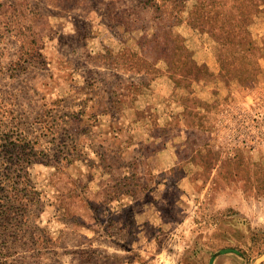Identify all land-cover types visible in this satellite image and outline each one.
<instances>
[{"label":"rangeland","instance_id":"obj_1","mask_svg":"<svg viewBox=\"0 0 264 264\" xmlns=\"http://www.w3.org/2000/svg\"><path fill=\"white\" fill-rule=\"evenodd\" d=\"M122 86L115 108L148 118L123 143L98 137ZM223 248L264 264V0H0V264H211Z\"/></svg>","mask_w":264,"mask_h":264},{"label":"crops","instance_id":"obj_2","mask_svg":"<svg viewBox=\"0 0 264 264\" xmlns=\"http://www.w3.org/2000/svg\"><path fill=\"white\" fill-rule=\"evenodd\" d=\"M196 83L197 82H194L193 85L194 84L196 85ZM115 90H117V91H115ZM126 91L127 90L124 89L123 86L119 87L118 89L116 87H113V89L111 90L110 93L108 91L106 97L100 98L99 102H101V103L105 102L107 104V102L109 100L108 104H111V110H107L108 114H106V115H101V114L99 115V117L104 118V119H100L99 120V122H98L99 124L103 120H104V122L108 121L109 124H108V128H106V126H104V125H103L104 128L99 126L98 130H100V131H98V137L105 138V137L108 136L109 139L110 140L113 139V141L114 140H118L117 138L121 137V142L123 143L128 138L127 130L124 127H126L129 124V122H134V121L142 122L144 117L148 120V118L146 116L137 113V111H135V109L128 108L129 109L128 110L129 113L128 112L126 113V111H124L122 109H116L115 108V106L117 105V106H120V108L125 109V107H129L132 104V102L128 103L129 98H132V97L130 95H128L126 93ZM192 97L194 98L195 96H192ZM105 99H106V101H105ZM135 101H137V98L134 99V102ZM133 108H137V105L135 103H134ZM131 110H133L132 115H128V114H131L130 113ZM116 112H118V113L116 114ZM220 115H216L215 116L214 123L220 118ZM192 122H193L192 127H194V128H199L200 127L199 123H202V132L203 133L206 132L208 134L209 140L212 138V133L214 135L213 125H210V127L206 126V125H203V124H205L207 122L206 114L203 113V114L195 116L194 120ZM196 122H198V123H196ZM103 130H105V131H103ZM196 131L199 132V130H196ZM194 146H195V143L190 142V147H194ZM196 151L197 150H195V149L194 150L193 149L190 150L191 153L192 152L195 153ZM253 152L254 151L247 152L246 156L253 160V157H252L253 156ZM157 153H159V151ZM164 168L166 170L167 169L171 170V169L181 168V165H180V163H177V164H172L171 166L164 167ZM249 169H253V165H250ZM122 170H124V167H123ZM251 180H254V179L251 177ZM207 182H211L212 185H214V186L220 184V187H226V188L231 186V185H241L240 184V180L238 178L231 179V178H226V177H218V178L215 179V177H212L211 179L209 178L207 180ZM251 185H253L252 182H251ZM170 192L177 193L174 190H171V191L168 190L166 193H170ZM121 196H125V195L123 194ZM178 200L179 199L177 198L176 201H178ZM226 249H228V248L221 249L223 252H220L217 256L213 257V260H212L211 264H216L217 260L219 258H223L222 256H229V257L231 256L230 258L232 260H234L237 264H244L243 258L240 257V255L235 254L234 252H227V251H225ZM232 256H234V257H232Z\"/></svg>","mask_w":264,"mask_h":264},{"label":"trees","instance_id":"obj_3","mask_svg":"<svg viewBox=\"0 0 264 264\" xmlns=\"http://www.w3.org/2000/svg\"><path fill=\"white\" fill-rule=\"evenodd\" d=\"M196 68V66H194V69ZM13 205V204H12ZM11 209H12V207H8L6 210L7 211H11ZM6 212V211H5ZM225 251H227V252H234V250L233 249H230V248H228V249H226ZM220 252H223L222 250L220 251Z\"/></svg>","mask_w":264,"mask_h":264}]
</instances>
